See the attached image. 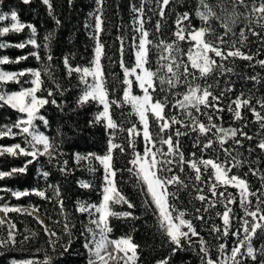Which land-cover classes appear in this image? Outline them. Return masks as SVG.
<instances>
[{
  "label": "trees",
  "instance_id": "1",
  "mask_svg": "<svg viewBox=\"0 0 264 264\" xmlns=\"http://www.w3.org/2000/svg\"><path fill=\"white\" fill-rule=\"evenodd\" d=\"M218 0H208V3L217 5ZM225 4L230 7L229 0H224ZM53 11L49 13L47 6L42 0H32L30 4H24L22 0H4V4L0 5V13H8L15 10L21 23L32 25L36 28L37 42L41 45L48 43L47 49L41 47L39 49L43 62L46 63L47 54L53 57L51 61L53 77L61 86L62 94L58 92L55 85L51 83L47 76L45 79V87L53 89V97H48L49 100L55 99L58 105L49 103L41 109V114L44 115L48 124L45 126L40 122V132L49 136L56 147L53 148V159H49L47 155L39 157V159L28 165L26 173H17L10 178L0 180V188H8L14 191H29L40 189L47 190V195L51 199H42L35 195H29L17 199L11 195V192H0V206L8 204L9 206L31 209L32 207L39 208V214L42 215L51 230L56 236H50L44 231V226L27 213L10 212L7 214L8 219L12 224H15L17 233L15 246L8 245L5 248H0V264H23L24 261H34L35 264H43L49 257L52 258L53 264H87L88 252L84 248L86 237L91 240V235L86 231L90 227V217L87 213H80L78 205L81 202L88 204L99 203L102 199V188L104 186V169L99 161L84 160L79 163L76 160V155H87L95 153L103 155L108 147V133L106 132L103 123H94L95 115L98 111H102V106L95 102H89L83 106L78 105V99L82 94L84 85L80 82L78 75L73 73L68 76L64 66V58L68 57L69 62L73 66L90 67L94 59L95 40L93 39L95 14H97V0H52ZM143 6L145 21L144 28L149 32V39L153 42L164 40L173 42L176 40L174 33L176 32V18L178 15L188 12L190 15V23L193 29H198L204 25L203 22L195 15L198 8V0H172L167 8L164 9L165 16H159L160 6L157 0H104L103 19L104 31L100 34V41L104 45V56L102 57V65L104 67L107 87L110 92L111 99L122 100L123 91L127 87L121 81L124 79L123 68L120 64L121 54V38L124 41L123 60L125 66H134L136 51L135 44L139 42L138 19L139 13L133 11V7L140 8ZM218 14L220 8H215ZM57 20L59 23H57ZM160 22V30H156V23ZM211 27L215 30V34H222L224 29L220 26V22L212 19ZM189 21H185V25ZM264 21L259 23L241 17L233 26L236 36L229 34L225 37L226 40H239V32L245 30L248 40L245 42L246 47H242V51L251 52L255 55L252 61H243L236 59L234 62L230 59L223 63L232 67V73L213 74L200 77V73L192 69L187 58V51L194 47V42L189 39L178 41L182 55L177 56V60L188 65V71L193 73L189 76V80H194L196 84L202 87L211 84V91L219 95L226 87H231L233 90L224 92V95L219 101V107L224 109L223 112H216L212 108H204L201 106L200 112L194 109H189L193 112L200 122L208 124V115H212L211 123H215L225 129L236 128L242 129L253 139L238 136L241 140L240 145H233L231 138L224 145L225 148H232V155L242 161L241 167L233 168L234 174L241 175L247 173L245 177L253 189L261 188L260 174H264V150L257 145L264 139V129L260 128V123L256 121L255 116L248 108H241L243 119L236 120L233 113L228 111V107L233 100L243 94V98L251 97V104L264 115V109L260 106V101H264V67H261L257 61L264 59V44L261 43V38L252 35V31L264 34ZM11 23L8 20L0 21V28L10 27ZM32 36L31 30L25 27L23 31L16 33L10 32L1 38L7 44H17L26 41ZM45 36H49L48 41L44 40ZM208 39H214V34H209ZM241 47L239 43L236 45ZM37 51L32 46H26L23 49L9 47L0 53V57H8L12 61L18 57L27 56L30 52ZM258 53V54H257ZM157 50L153 48L150 54V63L148 67L151 70L157 71ZM173 55H176L173 53ZM213 55L214 54H210ZM218 62L219 57H214ZM41 61H37L35 57L28 56L27 60H21L20 63L5 64L4 69L8 72H16L26 68H40ZM183 71V69H181ZM160 76H170L166 70L159 73ZM255 77L256 79H252ZM167 88V85L164 86ZM19 84L5 85L6 91L20 90ZM187 85L182 81L175 88L168 91H161L159 80L156 81V91L152 92L154 99H163L166 95L169 99V105L165 108V113L169 116L175 115L178 119L183 120L186 124H191V120L178 107L173 104L177 99H182L176 93L186 91ZM133 93H141L139 87L134 82ZM38 95H40L38 93ZM46 96L47 94L44 93ZM235 107V105H232ZM113 118L118 123L127 129L132 125H136L138 130L142 132V125L139 118L134 114L131 105L124 104L122 107L112 108ZM206 113V114H205ZM18 113L5 106L0 108V126L11 124L18 117ZM150 128L153 134L159 132L155 117L149 116ZM246 125V127H245ZM175 129H179L182 133L187 132V135H181L178 138L180 148L184 152L186 159L194 158H214L217 155L221 160L224 159L225 153L220 149L219 142L216 137L220 133L216 129L210 131L207 136L199 133V131H191V128L184 127L182 124H175L168 132L163 133L167 137ZM127 132H116L114 142L125 144V152L120 153L119 150L114 152V167L117 169V187L121 193L127 197L134 205V208H128L126 204H116L113 210L116 212H130L132 216L126 218H110L112 232L109 234L110 239H119L121 237L131 236L133 242L139 245L138 264H157L162 259H168V264H202L199 251V243L192 241V247H187L177 250L173 253L175 247L165 235L159 225V214L155 209V205L151 203V197L146 195L147 188L134 175V170L129 171L132 165L129 161L133 158V150L127 147L125 137ZM159 136H156L157 141ZM214 141L213 149H203L194 147L195 143H203L208 139ZM15 143H23V137L18 136L16 139L4 138L0 139V145L9 146ZM135 151L143 155L144 140L142 135L135 138ZM161 147L157 143V148ZM155 150V149H154ZM163 150L167 151V146H163ZM196 153V157L191 154ZM31 157H12L7 154L0 157V170L8 171L11 168L23 167L26 160ZM229 159H231L229 157ZM65 162H67L65 164ZM258 170V175H252L249 169ZM62 169H65L62 171ZM171 173H162L164 175L178 174L188 184V188L179 191V199L173 200L169 197L170 202L175 203L179 210H186L193 213L196 207H203L200 201L194 197L197 193L196 187L202 188V194L206 195L211 200L219 201L215 208H209L208 212L202 213L205 216V221L193 220L200 233L211 248V255L217 258L216 246L220 243H227L229 252L231 247L236 245L237 238L231 233L228 237L222 240L216 239L218 233L209 232L211 225L216 224L222 226V220L215 215L216 212L222 211L223 198L213 197L209 191V184L212 182L210 177L211 169L204 172V183L194 182L195 173L185 165L184 172H178V168L174 163ZM203 171V170H202ZM43 172H48L47 179L42 175ZM82 184H88L90 187H82ZM49 185H58L61 193V198L64 202V210L61 211L56 197L53 195L52 188ZM177 190L175 184L169 186L168 191L174 192ZM223 187L218 189L224 191ZM227 192L232 193L237 197V203L231 205L237 217L243 216V210L239 206L238 192L236 189L229 187ZM253 200L255 198H252ZM191 201V203H189ZM191 218V217H187ZM233 220V225L239 224V219ZM91 219H96L92 216ZM249 219H251L249 217ZM68 223L72 232L71 246L65 252L61 247L67 244L69 237L66 234L64 225ZM74 225V227H72ZM233 227L232 231H235ZM8 235V225L0 226V239L6 238ZM57 237L59 240L57 242ZM257 237H260V230L257 232ZM242 238V237H241ZM55 244V250H53ZM264 245V237L254 238L253 246L257 249ZM245 264H258V261L246 260Z\"/></svg>",
  "mask_w": 264,
  "mask_h": 264
},
{
  "label": "snow or ice",
  "instance_id": "2",
  "mask_svg": "<svg viewBox=\"0 0 264 264\" xmlns=\"http://www.w3.org/2000/svg\"><path fill=\"white\" fill-rule=\"evenodd\" d=\"M24 4H30L32 0H22ZM43 4L47 6L49 13L53 11L52 0H42ZM172 0H157L160 6L159 16L163 18L165 16L164 9L169 6ZM230 7L225 4L224 0H218L217 5L208 3V0H198V8L195 11V15L203 22L204 25L198 29H193L190 23V15L188 12H184L176 18V32L174 33L176 40L173 42H166L159 40L153 42L149 39V32L144 28V12L143 6L140 8L133 7L134 12L139 13V19L137 21L139 32V42L135 44L136 51L134 53L135 62L134 66H125L124 55V41L121 38L120 47V64L123 68L124 79L121 81L127 87L123 91L122 100L111 99L110 92L107 87V81L105 78L104 67L102 65V57L104 56V45L100 41V34L104 31V19H103V5L104 0H97V14H95V26L93 39L95 40V52L94 59L91 62L90 67L73 66L69 62V58H64V66L67 70L69 77L73 73L78 75L80 82L84 85L81 96L78 99V105L83 106L89 102H95L102 106V111H98L94 118V123H103V126L108 133V147L107 151L103 155H97L90 153L87 155H76V160L80 161L93 159L99 161L100 165L104 169V186L102 188V199L99 203L88 204L81 202L78 205V211L80 213H87L90 217L89 223L95 225V228L88 227L86 231L91 234V240L87 237L85 239L84 248L88 252L87 264H138L140 259L138 254L139 245L135 244L131 236L121 237L119 239H109V234L112 232L110 225V218H126L132 216L130 212H116L113 210V206L116 204H126L128 208H134V205L124 196L117 187V169L114 167V152L119 150L120 153L125 152V144L123 142L116 143V132H127L125 140H127V147L133 150V158L129 161L132 168L130 172L134 170V175L139 181L146 186V195L151 197V203L155 205L156 211L159 214V225L164 231L165 235L169 238L170 242L175 246L173 253L177 250L185 248V244L182 241L187 242V247H192V237H199L198 243L200 245L198 255L202 264H245L246 260L258 261V264H264V245H261L259 249L253 246V239L264 237V174H260L261 188L253 189L244 177L232 172L233 168H239L242 165L236 156L232 155V148H225L224 145L228 139L231 138L233 145H240L241 140L237 137H243L248 140L253 139L242 129L228 128L218 126L215 123H211L213 117L208 115V124L202 123L199 119L193 115L189 109H194L196 112H200L201 106L204 108H212L216 112H223L224 109L219 107V101L224 95V92H230L233 89L226 87L219 95H216L211 91L213 85L208 84L202 87L196 84L194 80H189L188 77L193 73L188 71V65L183 64L177 60V56L182 55L179 48L178 41H184L189 39L194 42V47L189 48L187 51V58L190 62L192 69H195L200 73V77H207L214 72L220 74L232 73L234 69L226 66L223 62L236 59L243 61H252L255 59V55L250 51H242V47H246L245 42L248 40L245 30H241L238 34L239 40H226L225 37L231 34L236 36L233 26L243 17L248 20L249 23L255 21L257 23L264 21V0H229ZM4 4V0H0V5ZM220 8V15L215 10L216 7ZM12 21L10 27L0 28V37L7 35L10 32L19 33L28 27L31 30L32 36L26 41L11 45L4 42H0V49L5 47H16L23 49L26 46H32L37 51L30 52L27 56L18 57L16 60L11 61L8 57H0V65L9 63H20L21 60H27L28 56H33L37 61L42 62L40 68H26L16 72H8L0 69V108L5 106L15 110L19 115L15 121L11 124L0 126V139L10 138L16 139L17 136L23 137L22 146L21 143H15L9 146L0 145V157L5 154L12 157H31L25 161L23 167L11 168L8 171L0 170V180L10 178L17 173H26L28 165L36 162L39 157L47 155L49 159H53V148L56 147L54 142L48 135L39 131L37 121H41L45 126L48 121L44 115L41 114V109L45 105L52 103L57 107L56 100H51L48 97H53V89L51 87H45V79L55 85L58 92L62 94L61 86L56 83L53 73L51 71V61L53 57L51 54H47V62H43V58L40 55L39 49L41 47L47 49L48 43L43 45L37 42L36 28L32 25H25L21 23L18 14L15 10L8 13H0V21L3 20ZM215 19L220 22V26L224 29L222 34H215V30L211 27L210 21ZM185 21H189V24L185 25ZM57 23L59 21L57 20ZM160 22L155 25L156 30H160ZM264 27V24H260ZM209 34H214V39H208L206 37ZM252 35L260 37L261 43L264 44V34L256 31H252ZM49 36H45L44 40L48 41ZM237 43L241 47H237ZM155 48L157 50V71H153L148 67L150 63V54ZM175 53L176 55H173ZM210 54H214L210 55ZM258 54V53H257ZM214 57H219L218 62ZM257 63L264 67V59L258 60ZM183 69V71H181ZM166 70L170 76H160L161 71ZM29 77L24 83L28 84V87L21 86L17 91H6L5 85L8 83L21 84L22 77ZM91 78L89 82L88 78ZM134 77L135 80L130 79ZM187 85L186 91L176 93L177 96L182 95V99H177L173 104L174 107L181 109L184 114L191 120V124H186L183 120L178 119L177 116H169L165 113V108L169 105V99L167 95L163 99L155 98L151 94L156 91V81L159 80L161 91H168L175 88L182 81ZM252 79H256L252 77ZM138 84L142 90L143 95L133 94V84ZM167 85V88L164 86ZM38 93L40 95H38ZM44 93L47 95L45 96ZM124 104L131 105L133 112L138 116L140 124L142 125V132L138 130L136 125L125 129L122 123H118L113 118L112 108L113 106L120 108ZM235 105V107H232ZM260 106L264 109V101H260ZM241 108H248L257 122L260 123V128L264 129V115L260 111H257L251 104V97L243 98V94L231 102L228 107V111L232 112L236 120H242ZM206 114V113H205ZM155 117L159 132L153 134L150 128L149 116ZM175 124H182L184 127L191 128V131H199V133L207 136V134L216 129V132L220 133L216 137L219 142L220 149L226 154L224 159L221 160L217 155L214 158H194L186 159L184 152L180 148L178 139L175 137L181 135H187V132H181L179 129H175L167 137L162 134L172 129ZM246 127V125H245ZM142 135L144 140V152L141 153L135 151V138ZM156 136H159L157 141ZM157 143L161 147L157 148ZM214 141L208 139L203 143H195L194 147L203 149H213ZM167 146V151L163 150V146ZM260 149L264 150V139H261L257 145ZM155 149V150H154ZM192 157H196V153L191 154ZM229 157L231 159H229ZM67 162H65L66 164ZM176 164L178 172H184L185 165L189 167L194 173V182L204 183L203 175L208 169H211L210 177L212 182L209 184V191L213 197L219 196L223 198L222 211L215 213L222 220V226L213 224L209 228V232L218 233L216 237L218 240L225 239L231 233L232 236L237 238L236 245L231 247L229 252V246L225 243H220L216 246L217 258H213L211 255V248L208 241H206L200 233L197 231L196 225L193 220L205 221V216L202 213L208 212L209 208H215L219 201L211 200L203 193V189L196 187L197 193H200L194 197V199L200 201L203 207H196L193 213H189L186 210H179L175 203L170 202L169 197L173 200L179 199V191L181 189H187L188 184L178 174L164 175L162 173H171L173 171L172 165ZM65 169H62L64 171ZM203 170V171H202ZM252 175H258V170L249 169ZM42 175L45 179L49 176L48 172H43ZM175 184L177 190L169 192V186ZM52 188L53 195L57 199V203L63 212L64 202L61 198V193L58 185H49ZM82 187H90L88 184H82ZM223 187L224 191L218 189ZM231 187L238 192L239 206L243 210V216L237 217L233 207L237 203V197L232 193L227 192V189ZM0 192H11V195L17 199L26 197L29 195H35L42 199H51L47 195V190L36 189L32 192L14 191L8 188H0ZM252 198H255L254 200ZM3 197H0L2 200ZM191 203V201H189ZM27 212L28 215H32L33 212H39V208L32 207L31 210L22 209L19 206L12 207L8 204L0 206V212L7 214L10 212ZM92 216H96V219H91ZM191 217V218H187ZM249 217L251 219H249ZM37 222L41 225L44 224L43 220H40L38 216L35 217ZM239 219L238 225H233V220ZM6 219H0V226H3ZM8 235L6 238L0 239V248H5L8 245L15 246L17 243L16 235L13 231L15 224L8 222ZM74 227V225L72 226ZM235 227V231H232ZM67 236L69 237L68 243L61 245L66 252L71 246L72 232L68 223L64 225ZM260 230V237H257V232ZM44 231L50 236H56L55 232H48V228L45 225ZM97 232L99 239H96ZM242 237V238H241ZM59 237H57V242ZM111 247V251H109ZM53 250H55V244H53ZM122 254V255H121ZM23 264H35L34 261H24ZM43 264H53L51 257L46 259ZM157 264H168V259H162Z\"/></svg>",
  "mask_w": 264,
  "mask_h": 264
},
{
  "label": "rangeland",
  "instance_id": "3",
  "mask_svg": "<svg viewBox=\"0 0 264 264\" xmlns=\"http://www.w3.org/2000/svg\"><path fill=\"white\" fill-rule=\"evenodd\" d=\"M5 20H3L2 22H4ZM8 22H10V23H12V21L10 20V18L8 19ZM2 37H4V36H2ZM2 37H0V42H4V41H1V38ZM5 43V42H4ZM9 47H5V48H2V49H0V53L2 52V51H4V50H6V49H8ZM9 60H11V59H9ZM12 61V60H11ZM9 64H11V63H9ZM5 65V64H4ZM4 65H0V69H2V70H4V71H6L5 69H4ZM29 79V77H27V76H25V77H22L21 78V84H19V86L21 87V86H23V87H28L29 85L28 84H26V83H24V81H26V80H28ZM89 79V82H91V78L89 77L88 78ZM130 79H133V80H135V78L134 77H130ZM8 84H15V85H17L16 83H8ZM137 86H138V84H137ZM139 87V86H138ZM140 89V88H139ZM140 91H141V93H139V94H134V95H143V92H142V90L140 89ZM40 122L41 121H37L36 123H37V125L39 126V131H40ZM18 137V136H17ZM22 209H28V208H22ZM28 210H31V209H28ZM21 213H27V212H24V211H22ZM37 215H39V217L40 216H42V215H40L39 213H37V212H33L32 213V216L35 218ZM43 217V216H42ZM7 218L8 217H6L5 218V214L3 213V212H0V219H6V221H7ZM44 218V217H43ZM36 219V218H35ZM40 220H42L41 218H39ZM37 220V219H36ZM6 225H8V222H7V224ZM9 226V225H8ZM90 227L91 228H95V225H92V224H90ZM13 231H14V233H15V235H17V233H16V231H15V229H13ZM91 235V234H90ZM96 239H99V234H98V232H97V236H96ZM110 239V238H109ZM198 240H199V237H192V241H195V242H198ZM109 251H111L112 249H111V247H109V249H108ZM122 255V254H121ZM121 264H122V262H121Z\"/></svg>",
  "mask_w": 264,
  "mask_h": 264
},
{
  "label": "water",
  "instance_id": "4",
  "mask_svg": "<svg viewBox=\"0 0 264 264\" xmlns=\"http://www.w3.org/2000/svg\"><path fill=\"white\" fill-rule=\"evenodd\" d=\"M41 217V219L43 220V222H44V224L42 225V226H47V228H48V232H51V230L49 229V227H48V225H47V222H46V220H45V218H43L42 216H40ZM10 220L7 218V221L5 222V224H7V222H9ZM48 234V233H47ZM49 235V234H48Z\"/></svg>",
  "mask_w": 264,
  "mask_h": 264
},
{
  "label": "bare ground",
  "instance_id": "5",
  "mask_svg": "<svg viewBox=\"0 0 264 264\" xmlns=\"http://www.w3.org/2000/svg\"><path fill=\"white\" fill-rule=\"evenodd\" d=\"M38 217H39V215H37ZM39 218H41V217H39Z\"/></svg>",
  "mask_w": 264,
  "mask_h": 264
}]
</instances>
